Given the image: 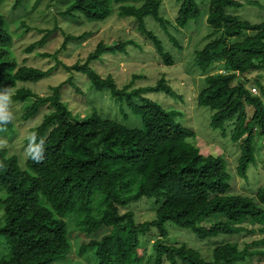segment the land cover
Wrapping results in <instances>:
<instances>
[{"label":"trees","instance_id":"trees-1","mask_svg":"<svg viewBox=\"0 0 264 264\" xmlns=\"http://www.w3.org/2000/svg\"><path fill=\"white\" fill-rule=\"evenodd\" d=\"M24 1L15 0L13 8H21ZM52 1L59 5V15L77 23H104L112 14L133 21L142 43L152 46L162 64L175 63L163 41L144 22L151 17L180 50L176 36L167 32L172 21L159 13L162 0ZM176 2L179 6L173 27L178 32L200 12L196 0ZM207 2L206 24L211 34L203 47L195 51L194 62L202 71L214 64L222 65L223 70L204 77L196 105L210 110L212 129L225 136V128H232L228 138L240 151L235 173L246 179L256 153L254 137L263 138L264 145V106L258 96H264V86L256 77L258 94L245 87L247 74L264 70V21L253 23L241 18L237 14L243 5L240 1ZM56 30V26L44 30L42 38L29 44L24 52L31 54L42 48ZM87 33L62 32L60 49L67 51L70 44L81 42ZM12 42L8 22L0 14V88L37 83L57 67H63L67 73L82 74L93 92H106L117 100L125 96L126 105L133 115L140 117L141 125L127 127L102 118L90 104L78 107L61 97L62 84L49 87L51 93L42 97L24 87L15 89L13 101L33 99L23 113V121L35 117L39 107L48 106L39 123L29 129L45 138V154L40 163L24 160L20 165L17 156L0 148V264H52L67 255L76 259L67 232L66 218L71 216L80 231L91 237L81 245L79 253L92 250L96 264H139V236L151 230H156L160 237L153 244L152 264H248L246 260L264 257L262 249H257L264 245V240L241 248L236 242L216 241L209 260L184 245L165 244L166 224L190 230L200 242L224 235L252 234L254 231L246 230L242 224L250 220L251 224L264 225V186L252 197L230 193L221 156L202 155L188 142L194 138V132L175 122L177 113L144 96L158 92L172 95L165 76L151 87L131 90L133 80L138 78L134 75L132 81L118 87L115 76L107 72V60L115 57L114 64L119 65L130 58L129 53L141 41L123 38L108 44L98 42L83 64L78 61L70 67L60 63L58 52L38 53L55 62L47 69L18 64ZM72 81L69 77L64 84L82 94ZM133 95L138 100L134 101ZM85 109L90 113L81 116ZM8 128H13V124L4 130ZM96 193L98 206L94 208ZM141 198L161 201L153 221L136 224L131 212L119 213V207ZM207 217L213 218V222L201 225Z\"/></svg>","mask_w":264,"mask_h":264},{"label":"rangeland","instance_id":"rangeland-1","mask_svg":"<svg viewBox=\"0 0 264 264\" xmlns=\"http://www.w3.org/2000/svg\"><path fill=\"white\" fill-rule=\"evenodd\" d=\"M196 1L200 12L199 16L189 21L183 28H179L180 31L178 32L174 29L173 21L179 3L176 0H162V5L159 8V13L164 15L165 19L169 22L172 21L171 23L174 27L171 25V28H168L167 32L174 37L176 36V42L179 44L180 50L177 48L178 46H173L169 42L167 34L152 21L151 17L144 19L147 28L163 41L165 49L175 57V63L172 66L162 64L152 46L148 42L142 43L141 37L134 30L135 25L133 21L120 19L115 14H112L104 23H87L85 21L77 23L59 15L60 7L56 1L52 0H26L22 3L24 5L21 4V8L17 9L13 8L15 0H3L0 4V14L5 17L8 27L13 34L12 51L17 63L39 69L52 67L55 62L53 59L42 58L38 53L53 54L54 52H58L57 56L60 63L70 67L78 61L81 62L80 64H83L82 61L98 42L108 44L117 39L123 40V38H131L135 42L141 41L139 43L140 46L129 53L130 58L120 61L119 65L114 64L117 60L115 57H110L106 63L107 72H111L115 76L118 87L132 81V76H138V78L133 80L134 83L131 90L151 87L156 83L158 78L165 76L167 84L172 88V95L167 97L165 93L158 92L148 93L144 96L151 101L163 105L168 111L177 113L175 122L194 132V138L189 139L188 142L195 145L202 155L221 156L228 174L227 181L230 185L231 194L252 197L259 188L264 186L263 138L254 137L253 142L256 150L254 161L247 169L246 179H241L235 173V164L240 151L236 144L230 142L228 138L232 128H225V136L222 135L220 130L212 129L209 124L210 110L196 105V96L204 86V77L209 74L222 72L223 70L220 64H214L213 67L205 71L198 69L195 65V51L203 47L208 41L209 34H211V29L206 24L208 2L207 0ZM237 1L243 4L237 10V14L241 18L253 23L264 21V0ZM248 1L256 3L248 4ZM22 22L24 23L23 25H21ZM54 26L58 30L49 36L42 48H37L31 54L24 52L29 44L42 38L44 30H52ZM62 32L73 35L88 32L87 35H89L79 43L70 44L69 49L64 51L60 49L64 39ZM69 77L73 78L72 83L80 89L82 94L77 93L75 87L73 88L71 85L64 84ZM256 77L264 86V70H261L246 75L245 87L251 93L256 92L258 94V88L254 84ZM59 84H62L61 97L74 102L78 107L84 108L90 104L102 118L117 121L127 127H139L141 125L140 117L133 115L126 105L125 96L122 97L123 99L117 100L106 92H93L89 89V84L86 83L85 77L82 74L75 71H72V74L67 73L63 67H57L50 76L37 83H17L15 87L10 88L13 94L15 89L24 87L29 89L34 95L42 97L48 96L51 93L49 87ZM258 96L261 98L264 106V96H260V94ZM132 98H134V101L138 100L134 95ZM32 103V98L24 101H13V109L16 112L13 128L0 131V140L6 141V144L0 145V148L6 149L8 155L17 156L20 165L25 160L23 157V145L27 143L25 136L31 127H35L39 123L41 116L48 109L47 105L41 106L35 117L23 121V113ZM74 104H72L73 107ZM89 113L90 111L86 110L84 113H81V116L88 115ZM81 116L78 114L76 118L79 119ZM97 200L98 194L96 193L93 202L94 208L98 206ZM160 202H156L154 199L141 198L139 201L131 202L125 207H119V213L131 212L136 224L151 222L155 218V212L160 206ZM213 220L211 217L204 218L201 225L208 226ZM248 221L243 223L242 226L248 231L253 230L252 234L247 235L242 233L235 237L224 235L203 242L196 240L190 230L179 229L166 224L168 239L165 240V244L174 247L184 245L186 248L198 251L204 259L209 260L213 245L217 243L216 241L236 242L239 248H241L252 242L264 240V232L259 231L260 229H264V225L251 224ZM66 222L67 232L76 259H72L67 255L56 259L52 264H96L92 250L86 249L84 252L79 253L81 245L87 243L91 237H86L80 231V226H76L74 217L66 218ZM159 238L156 230H151L139 236V264H152V257L154 255L153 244ZM257 249H262L260 251L264 252V245H261ZM245 263L264 264V257L257 256L251 260H246Z\"/></svg>","mask_w":264,"mask_h":264},{"label":"clouds","instance_id":"clouds-1","mask_svg":"<svg viewBox=\"0 0 264 264\" xmlns=\"http://www.w3.org/2000/svg\"><path fill=\"white\" fill-rule=\"evenodd\" d=\"M251 92V91H250ZM256 93V92H255ZM12 89L0 88V130L6 126L14 124L16 112L13 109ZM25 139L27 143L23 145V157L26 161L40 163L45 154V138L39 136L36 131H29ZM6 144V141L0 140V145Z\"/></svg>","mask_w":264,"mask_h":264}]
</instances>
